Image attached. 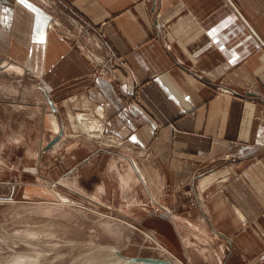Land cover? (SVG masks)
Instances as JSON below:
<instances>
[{
    "label": "crops",
    "instance_id": "0c3cea01",
    "mask_svg": "<svg viewBox=\"0 0 264 264\" xmlns=\"http://www.w3.org/2000/svg\"><path fill=\"white\" fill-rule=\"evenodd\" d=\"M0 59L34 114L58 125L81 93L105 115L79 113L84 131L145 153L138 171L125 152L93 164L172 212L189 264H264V0H0Z\"/></svg>",
    "mask_w": 264,
    "mask_h": 264
},
{
    "label": "rangeland",
    "instance_id": "374dc122",
    "mask_svg": "<svg viewBox=\"0 0 264 264\" xmlns=\"http://www.w3.org/2000/svg\"><path fill=\"white\" fill-rule=\"evenodd\" d=\"M5 63L0 59V264H71L77 254L96 253L120 264L115 249L125 257L189 264L172 229V212H141L139 195L119 189L103 157L93 164L95 156L125 152L138 171L145 153L124 139L109 143L104 130L100 137L98 131H84L79 113L87 127L105 115L93 112L99 106L91 98L81 105V93L65 99L68 109L56 116L58 125L45 113L34 114L27 89L32 83L27 75L20 81L23 76L3 70ZM58 134V143L43 151ZM83 165L93 167L94 175H86ZM156 218L163 222H153Z\"/></svg>",
    "mask_w": 264,
    "mask_h": 264
},
{
    "label": "bare ground",
    "instance_id": "6f19581e",
    "mask_svg": "<svg viewBox=\"0 0 264 264\" xmlns=\"http://www.w3.org/2000/svg\"><path fill=\"white\" fill-rule=\"evenodd\" d=\"M49 26H52V23H49ZM6 62H7V59H6ZM10 62V61H9ZM12 62V61H11ZM6 63V64H4L1 68H5L6 67V70L7 71H11V72H13L14 74H22L23 72H24V69L20 66V65H16V64H14L13 62L12 63ZM30 86V85H29ZM28 86V89L30 88ZM34 87V86H33ZM30 90V89H29ZM32 90V89H31ZM34 90V89H33ZM33 90H32V92H33ZM35 92V91H34ZM38 92V91H37ZM37 92H35V93H37ZM39 93V92H38ZM39 96H40V93H39ZM38 98V97H37ZM38 99H40V98H38ZM99 135V134H98ZM99 137H100V135H99ZM103 137V136H102ZM108 138H107V140L109 141V143H110V141L112 140H115V142L116 143H119V141H118V139H115V138H113V136L112 135H109V136H107ZM54 138V137H53ZM60 138V137H59ZM58 138V139H59ZM57 139V140H58ZM52 140V139H51ZM56 140V141H57ZM106 140V139H105ZM55 141V142H56ZM54 142V143H55ZM54 143H52V145L54 144ZM63 197V196H62ZM65 198H66V196H65ZM69 203V202H68ZM160 247H162V249L163 250H165V249H167L166 247H164V246H160ZM103 248V250L106 252V251H108L107 250V248H105V247H102ZM114 251V253L120 258V260H119V262H120V264H149V262H145V261H137V260H132V259H130L131 257H125V256H123L118 250H113ZM111 252V251H110ZM97 254V256L96 255H86V256H84V257H81L79 254H77L76 256H74L73 258H72V262H71V264H118V262L117 263H113V262H111L107 257H105V254H102V253H96ZM96 256V257H95ZM165 263H163V264H184V263H182L181 261L180 262H176V261H173V260H170V259H166V261H164ZM150 264H160V263H158V262H150Z\"/></svg>",
    "mask_w": 264,
    "mask_h": 264
},
{
    "label": "water",
    "instance_id": "95a60500",
    "mask_svg": "<svg viewBox=\"0 0 264 264\" xmlns=\"http://www.w3.org/2000/svg\"><path fill=\"white\" fill-rule=\"evenodd\" d=\"M60 134V133H59ZM56 135L54 138H52V140H50L47 145H45V149L50 148L52 146V143H54L59 137L60 135ZM130 259L132 260H139V261H145V262H158L160 264L165 263L164 261L166 260H162V259H155V258H150V257H131Z\"/></svg>",
    "mask_w": 264,
    "mask_h": 264
},
{
    "label": "built area",
    "instance_id": "2783aa9c",
    "mask_svg": "<svg viewBox=\"0 0 264 264\" xmlns=\"http://www.w3.org/2000/svg\"><path fill=\"white\" fill-rule=\"evenodd\" d=\"M220 91H221V92H227V93H231V94H232V92H231V91H229V90L220 89Z\"/></svg>",
    "mask_w": 264,
    "mask_h": 264
},
{
    "label": "snow or ice",
    "instance_id": "6c2138e0",
    "mask_svg": "<svg viewBox=\"0 0 264 264\" xmlns=\"http://www.w3.org/2000/svg\"><path fill=\"white\" fill-rule=\"evenodd\" d=\"M21 2L23 3V2H25V0H21Z\"/></svg>",
    "mask_w": 264,
    "mask_h": 264
}]
</instances>
